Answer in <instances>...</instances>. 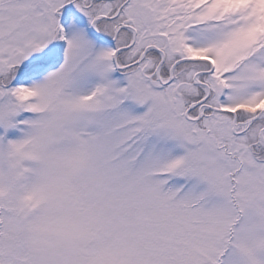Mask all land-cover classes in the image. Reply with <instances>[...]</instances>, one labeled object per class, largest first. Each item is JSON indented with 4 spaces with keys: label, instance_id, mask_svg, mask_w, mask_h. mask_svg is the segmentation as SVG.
Returning <instances> with one entry per match:
<instances>
[{
    "label": "snow or ice",
    "instance_id": "6c2138e0",
    "mask_svg": "<svg viewBox=\"0 0 264 264\" xmlns=\"http://www.w3.org/2000/svg\"><path fill=\"white\" fill-rule=\"evenodd\" d=\"M0 264H264V0H0Z\"/></svg>",
    "mask_w": 264,
    "mask_h": 264
}]
</instances>
